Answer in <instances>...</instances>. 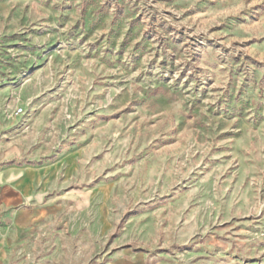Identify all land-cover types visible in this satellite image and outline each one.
<instances>
[{
    "label": "rangeland",
    "instance_id": "rangeland-1",
    "mask_svg": "<svg viewBox=\"0 0 264 264\" xmlns=\"http://www.w3.org/2000/svg\"><path fill=\"white\" fill-rule=\"evenodd\" d=\"M1 144L68 180L16 264H264V0H0Z\"/></svg>",
    "mask_w": 264,
    "mask_h": 264
},
{
    "label": "crops",
    "instance_id": "crops-1",
    "mask_svg": "<svg viewBox=\"0 0 264 264\" xmlns=\"http://www.w3.org/2000/svg\"><path fill=\"white\" fill-rule=\"evenodd\" d=\"M1 162L0 264H16L21 260L18 253L26 250L38 228L67 207L64 200L69 193L64 190L68 180L61 177L60 161L23 166Z\"/></svg>",
    "mask_w": 264,
    "mask_h": 264
},
{
    "label": "built area",
    "instance_id": "built-area-1",
    "mask_svg": "<svg viewBox=\"0 0 264 264\" xmlns=\"http://www.w3.org/2000/svg\"><path fill=\"white\" fill-rule=\"evenodd\" d=\"M24 113V111H23V109L22 108H19V109H17V111H16V115H21V114H23Z\"/></svg>",
    "mask_w": 264,
    "mask_h": 264
}]
</instances>
